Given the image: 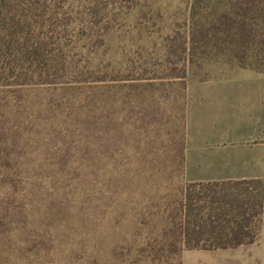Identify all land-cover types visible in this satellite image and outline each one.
<instances>
[{"label":"trees","instance_id":"trees-1","mask_svg":"<svg viewBox=\"0 0 264 264\" xmlns=\"http://www.w3.org/2000/svg\"><path fill=\"white\" fill-rule=\"evenodd\" d=\"M135 5L136 0H0V199L28 191V183L14 178L21 172L17 167L23 170L19 150L28 143V137L20 144L18 139L38 136L52 119L57 128L77 123L81 131L91 130L96 148L92 135L90 150L97 155L100 135L113 122L104 120L103 105L110 102V111H117L123 88H138L133 82L166 80L183 90L184 101L187 68L195 61L221 58L264 74V0H188L181 30L164 39L171 65L165 76L120 72L106 57L107 42L123 32ZM25 88L49 91L57 101L25 114L20 102ZM182 150L183 139L181 177ZM176 186L169 197L162 193L161 209L155 204L156 221L136 249L137 260L149 253L152 263L181 264L184 249L235 248L256 240L264 177L183 180ZM4 209L0 223L11 224L13 213Z\"/></svg>","mask_w":264,"mask_h":264},{"label":"rangeland","instance_id":"rangeland-1","mask_svg":"<svg viewBox=\"0 0 264 264\" xmlns=\"http://www.w3.org/2000/svg\"><path fill=\"white\" fill-rule=\"evenodd\" d=\"M187 2L136 0L123 32L107 42L111 65L120 72L165 76L171 65L165 60L164 39L181 30ZM235 68L221 58L199 60L188 65L186 80L224 76ZM161 81L133 82L136 90L125 86L117 111H110V102L103 105L104 120L113 122L100 135L97 155L90 150L93 137L92 150L96 148V137L77 123L65 130L52 119L38 136L18 139L20 144L28 137V143L19 150L17 163L23 170L17 167L21 172L14 178L28 183V191L4 193L0 199V218L4 207L13 213L11 224L0 223V230L11 228L0 233V264H162L152 263L149 253L139 261L136 253L156 221L155 204L163 207L162 193L174 192L183 181V90ZM50 94L22 89L25 114L57 101ZM262 211L254 242L183 255L182 250L181 264H264V203Z\"/></svg>","mask_w":264,"mask_h":264},{"label":"crops","instance_id":"crops-1","mask_svg":"<svg viewBox=\"0 0 264 264\" xmlns=\"http://www.w3.org/2000/svg\"><path fill=\"white\" fill-rule=\"evenodd\" d=\"M182 139L185 181L264 177V74L235 68L187 79Z\"/></svg>","mask_w":264,"mask_h":264}]
</instances>
